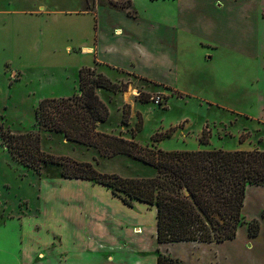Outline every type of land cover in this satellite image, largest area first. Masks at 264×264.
Masks as SVG:
<instances>
[{
  "label": "rangeland",
  "instance_id": "1",
  "mask_svg": "<svg viewBox=\"0 0 264 264\" xmlns=\"http://www.w3.org/2000/svg\"><path fill=\"white\" fill-rule=\"evenodd\" d=\"M244 1L250 0H195L192 16L199 12L204 18L240 19L243 9L239 3ZM174 3L177 0H0V120L14 134L35 130L38 103L78 93V72L81 67H89L120 87L117 93L97 91L110 113L106 122L98 124L100 133L163 151H264V127L237 113H252L242 106L249 100L242 102L240 97L228 95L231 89L242 92V85L233 83L235 86L225 89V80L213 87L208 83L211 72L224 75L225 65L254 69L255 76L258 69H264V20H259L257 41L240 60L226 56L222 48L212 52L208 42H214L217 34L207 26L198 27V33L191 36L195 41L192 48L181 51L184 44L177 42V25L162 20H173L177 13ZM219 7L222 13H214ZM146 19L162 23L149 24ZM139 23L144 27H132ZM83 40L85 47L77 44ZM111 46L116 49V56H109L114 63L105 55ZM124 55L128 56L123 60ZM177 64L178 69L191 70L179 75L173 84L170 77L175 75ZM258 77L255 87L262 94L264 73ZM123 111L129 112L126 125L121 124ZM139 119L142 130L136 133ZM170 130L171 137L153 143L154 136ZM203 130L209 137L207 145L199 143ZM39 134L41 150L55 157L87 162L100 173L123 178L155 176L153 168L132 157L106 159L94 148L67 141L60 134ZM240 136L245 139L242 143L238 141ZM60 173L61 167L56 165L42 164L38 172L27 169L0 146V264H17L21 243L24 246L26 241L31 245L28 264L52 260L48 264H61L51 255L52 247L61 243L60 232L54 231L76 223L92 235L95 229L111 228L117 217H128L122 212L126 205L107 187L89 180L64 179ZM256 197L255 187L245 192V222L264 220ZM135 202L130 207L132 212L139 207ZM147 206L145 211L154 208ZM154 218L148 213L142 221L145 227L141 235L124 232L123 225L121 235L127 240L141 238L144 244L140 248L177 264H264L263 222L253 238L247 236L244 223L235 239L223 243L194 246L180 242L156 247L151 236ZM20 225L29 226L33 235L21 232ZM248 241L252 248L247 246ZM130 244L138 245L133 241Z\"/></svg>",
  "mask_w": 264,
  "mask_h": 264
},
{
  "label": "trees",
  "instance_id": "2",
  "mask_svg": "<svg viewBox=\"0 0 264 264\" xmlns=\"http://www.w3.org/2000/svg\"><path fill=\"white\" fill-rule=\"evenodd\" d=\"M78 78V93L45 98L38 103L34 111L35 130L14 134L0 120V146L12 159L34 172H38L42 164L60 166L62 178L89 180L105 186L126 206L131 207L134 201L153 206L158 244L223 243L235 239L238 227L244 223L250 238L258 236L260 223L257 220L245 222L242 208L247 186L264 188V151H163L100 133L97 126L106 122L110 113L97 91L117 93L120 87L89 67L81 68ZM128 121L129 112L123 111L121 124L126 125ZM141 130L139 119L135 131ZM40 131L57 133L67 141L94 148L106 159L132 157L153 168L155 176L123 178L100 173L87 162L47 154L41 150ZM172 134L170 130L154 136L152 141L160 142ZM207 135L203 130L200 144L209 143ZM244 140L240 136L238 141ZM157 264L177 263L158 256Z\"/></svg>",
  "mask_w": 264,
  "mask_h": 264
},
{
  "label": "crops",
  "instance_id": "3",
  "mask_svg": "<svg viewBox=\"0 0 264 264\" xmlns=\"http://www.w3.org/2000/svg\"><path fill=\"white\" fill-rule=\"evenodd\" d=\"M194 1L195 0H177L176 5L174 3V5L177 6V13L173 17V20L171 21L170 18H165V17L162 18V20H164L163 23L177 25V42L180 44H184V45L179 44L181 51L188 50L186 48H190V49L192 48V43L195 41L194 38L191 36L193 34L198 33V27L207 26L211 30H213L215 34H217V36L213 38L214 42L212 43L208 42L211 45L210 48L212 49V52L213 49L216 50L218 48H222L225 49L226 56H231L232 58L234 59L236 58L238 60L242 59L243 58L242 55L246 54L249 48L253 47L254 43L258 39L259 20L260 21L264 20V15L262 13V10L264 8V0H250L248 2L244 1L245 2L244 4L238 2L239 4H242L239 6L240 8L243 9V11L240 12V15L242 14V17L240 19H235L233 17H228L227 19L225 17L204 18L201 15H199V12H197V15L195 14V16H192V13L195 12L194 11L195 4H193ZM216 1L219 2L220 0H216ZM219 9L220 7L217 9V11H213V12L217 14H221L222 12L218 11ZM148 23L158 25L161 24L162 22L155 23L153 21H148ZM140 24L141 26L144 27L142 23H139V25L133 24L132 27L133 26L140 27ZM186 42L188 44H185ZM77 44L81 47H85L87 43L86 41L83 40L81 42H78ZM115 51L116 49L113 48V46H111L107 54H105L107 55L106 58L108 62L114 63L113 61L109 60V56H113V55L116 56ZM126 56L128 55H124L122 57L123 60L126 58ZM142 59L144 60L145 58L143 57ZM5 63L3 64L2 70L5 69ZM238 64H240L239 61ZM178 67L179 65L177 64V68H176L177 71L175 75L174 76L172 75L170 77L171 79L170 81L173 84H176L179 75L188 74L190 73L189 70H191L188 69V72H186L187 69H178ZM224 67L226 68L224 71V75L221 76L217 72H211L209 74L208 83L213 87L214 85H219L221 81L224 82L225 80L226 82L225 89L229 88L230 86L232 87L235 86L232 85L233 83L242 85L243 87L241 88L242 92L238 91L237 93L236 89H231L232 92L228 93V95L240 97V100L242 102L248 99L249 102L243 104L242 106L249 107V110L252 113H250L249 115L237 111L235 112L243 114V116L248 119H252V118L255 119V121H257V123L259 124L258 127L263 128L264 118L261 117V112L264 107V93L262 94L260 93V88L257 91L255 85L258 83L260 79L258 77V74L264 73V69H258L257 76H255L256 73L254 72V69H245V68L236 69L237 67L235 64H233V66L225 65ZM10 68H14V67H10ZM237 71L240 72L237 73ZM251 74H253V76ZM247 86L249 88H247ZM258 120L260 122H258ZM258 127L256 128L259 129ZM250 187H255V193L257 194L256 201L259 203V211L262 217V212L264 211V188L250 185L247 186L245 191L246 193L248 192V189H250ZM246 202L247 199L245 198L243 204L244 209H245V204H247ZM135 203H137L139 206L137 207V209H135V212H132V208H130L129 206H124L125 207L124 209L126 211H122V212L128 215V217L125 218L126 220L124 218L120 219L117 217L116 220L114 221L115 223L111 228H105L102 231H98L97 229H95V232L92 235L87 233L86 230L81 229L78 225L75 226L76 223L72 225L66 224V226L63 225L60 231H54V232H60L61 243L57 244L55 247H52V250L54 248L55 249L53 251V254L51 255H53V258H57L61 260L60 261L61 264H87V261H90L91 259L92 261H94V264H157V256L153 254L151 250L148 251V248H143L142 246L141 248L139 247L140 244H144L141 238H137L136 241V240H131L127 237L129 239L127 240L121 235L124 231L123 230L124 228L126 229V231L124 232L129 231L132 234V236L137 237V235L138 236L141 235L143 229L142 226L145 227L142 221L145 218L147 219V215L149 213L151 216L155 215L154 218L155 224L153 223L151 236L156 241V209L152 208V210L150 211H145L147 210L148 207L147 204L145 205V203H141L138 201H136ZM136 211L138 213H136ZM129 219L132 220V222H129ZM260 219L259 221H261ZM262 222L264 223V220H262ZM262 222H259L261 228L263 227ZM124 223H126V225ZM122 225L124 228H122ZM20 229L21 232L23 233L28 232L30 237L31 235H33V232L30 231L29 226L20 225ZM138 229H140L139 231L141 233L139 232L138 234H135V232H138L137 231ZM131 241L136 242L138 245L132 246L130 244ZM157 244L158 243L156 242L155 245L156 247L157 246L163 247V245L161 244L157 245ZM197 244L198 243L196 244L193 243L194 246L205 245V244L202 245H197ZM49 245H51V242L49 243ZM245 245L247 244L245 243L244 246ZM249 245L250 248H252V244H250V242L247 246L249 247ZM30 246L31 245L29 244L28 241L24 243V246L21 243L19 261L17 264L30 263L28 258V253L31 252L29 250L31 248ZM52 261H49L48 263Z\"/></svg>",
  "mask_w": 264,
  "mask_h": 264
},
{
  "label": "built area",
  "instance_id": "4",
  "mask_svg": "<svg viewBox=\"0 0 264 264\" xmlns=\"http://www.w3.org/2000/svg\"><path fill=\"white\" fill-rule=\"evenodd\" d=\"M158 102H159V100L158 101H156V103L158 104Z\"/></svg>",
  "mask_w": 264,
  "mask_h": 264
},
{
  "label": "bare ground",
  "instance_id": "5",
  "mask_svg": "<svg viewBox=\"0 0 264 264\" xmlns=\"http://www.w3.org/2000/svg\"><path fill=\"white\" fill-rule=\"evenodd\" d=\"M127 97H128V96H127ZM126 99H127V98H126ZM139 232H140V231H139ZM139 232H138V233H139Z\"/></svg>",
  "mask_w": 264,
  "mask_h": 264
}]
</instances>
